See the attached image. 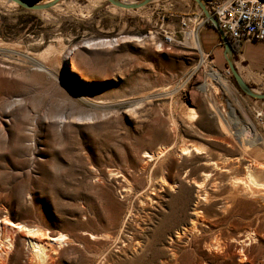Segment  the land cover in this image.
<instances>
[{
  "label": "rangeland",
  "instance_id": "1",
  "mask_svg": "<svg viewBox=\"0 0 264 264\" xmlns=\"http://www.w3.org/2000/svg\"><path fill=\"white\" fill-rule=\"evenodd\" d=\"M7 1L0 0V220L65 235L50 244L45 264H264V194L233 187L247 166L264 182V100L244 95L223 75L226 61L219 66L202 50L199 34L209 26L197 35L192 19L200 7L61 0L29 11ZM261 43L246 52L264 65ZM232 62L264 93V77L249 74L237 55ZM184 147L191 153L181 155ZM244 228L258 236L246 244L245 262L231 248L214 250ZM0 235L13 237L6 264H38L28 262L23 232L0 223Z\"/></svg>",
  "mask_w": 264,
  "mask_h": 264
},
{
  "label": "bare ground",
  "instance_id": "2",
  "mask_svg": "<svg viewBox=\"0 0 264 264\" xmlns=\"http://www.w3.org/2000/svg\"><path fill=\"white\" fill-rule=\"evenodd\" d=\"M21 1H23L25 3H28V4H30V2H31L30 0H21ZM7 2L12 4V5H14V3L11 2V1H7ZM121 2H123V3H134L133 0H124V1H121ZM34 3H37V2H34ZM46 3H48V2H46ZM42 4H45V3H42ZM194 39H196V37H194ZM72 72L75 73V71L73 69H72ZM240 77L243 80H245L244 77H242V76H240ZM254 92H256V91H254ZM195 118H196V116H195ZM190 119L194 120V114L191 115ZM220 124H221V127L224 126V125H222V123H220ZM193 150H194L195 153H199L200 152V149L197 148V147H194ZM179 152H180L181 155H187V154H189V152L191 153V151H189V148H187V147L181 148ZM158 154H160V153H158ZM153 156H154V154H149V153L145 152V156L144 157L145 158H149V160H151V159H153ZM245 169H246V171H244L245 172L244 178H242L240 180H236V181L234 180L235 182L233 183V187H235V186H237L239 184L241 186V189H242L243 193H245L244 195L247 194L248 197L249 196L254 197L256 194H259V193H263L264 194V182H259L255 178V176H254L255 172H253V170L251 169L250 166L245 167ZM255 169H256V167H255ZM208 175L209 174H207L205 177H207ZM194 185L197 188L201 187V183H196ZM240 186H238V187H240ZM255 198H257V197H255ZM225 203H226V207H224L225 205L223 204L224 206L222 205L223 206L222 208H224V210L227 211L229 209V204H231V202H225ZM191 215H193L195 218H197V217H199V212H196L195 210H193ZM0 223H1V228L2 229H9V230L13 229L14 231H18V232H23L24 233V236L28 239V243H29V246H30V258L28 260L29 263L31 261L32 262L34 261V262H38V264H45V260L46 259H44V258H46V256H48L47 251H50V246H51L50 244L57 243V244L60 245V244H63V242L66 240V236L65 235L59 234V235H56L54 237H49V236H47L46 233L43 232V230L41 228H39L37 226L33 225L32 227H28V226H25V225L20 224V223H12L11 221H9L5 217L0 220ZM195 224H196V220L191 223V228H189V230L194 232V230H196V226H197V225L195 226ZM256 225H257V223H256ZM251 227L252 226H250V228ZM244 229L245 230L242 232V234L239 233L236 237L232 238L230 241L227 239V241H229V242L225 241V242H227L225 244H220V242H219V244H216V242H215L216 248H214V250L215 249H217V250L218 249L219 250L223 249L225 251L226 249H230L231 248V255H233L238 260V262H245L248 259V257H247V247H246L247 245L246 244L249 243V245H250V243L254 242L256 240V237H258V236H257L256 232H254V231L249 233L251 231V229H250L249 232L247 231V228H244ZM186 230L187 229H184L180 233L182 235H184V233L187 232ZM197 230H198V228H197ZM199 232H197V234ZM12 238L10 236H8L7 238L5 237V239H4L0 235V264H6V260H7L6 259V257H7L6 253H7V251H5V250L6 249L10 250L12 248V246H13V239ZM212 245L208 246V247L205 246V247H207L206 249H208L210 252H212L213 251V246Z\"/></svg>",
  "mask_w": 264,
  "mask_h": 264
},
{
  "label": "built area",
  "instance_id": "3",
  "mask_svg": "<svg viewBox=\"0 0 264 264\" xmlns=\"http://www.w3.org/2000/svg\"><path fill=\"white\" fill-rule=\"evenodd\" d=\"M210 16L216 21L219 31L226 38L234 42H262L264 43V1L259 0H218L212 4L204 2ZM197 22L196 34L209 22L203 14L194 15ZM165 41L172 42L170 36ZM224 76L231 75L228 68L224 69Z\"/></svg>",
  "mask_w": 264,
  "mask_h": 264
},
{
  "label": "water",
  "instance_id": "4",
  "mask_svg": "<svg viewBox=\"0 0 264 264\" xmlns=\"http://www.w3.org/2000/svg\"><path fill=\"white\" fill-rule=\"evenodd\" d=\"M11 1L15 4H17L20 8L29 10V11H39V10H44L48 9L54 5H56L59 1L61 0H51L48 3L45 4H28L25 3L21 0H8ZM111 5L120 8V9H125V10H133V9H138L141 7H144L145 5L149 4L150 2L154 0H141L139 2H134V3H123L118 0H107ZM201 9L203 16L208 19L209 22L213 25V27L219 32L220 39L223 43L224 47V57L225 61L227 63V68L229 69L232 78L237 86V88L247 97L255 100H264V93H257L254 92L246 82L242 80L240 75L238 74V71L236 67L233 65L232 62V49L230 47V44L228 40L223 36V34L219 31L217 27L216 21L210 16L208 11L205 8L204 0H193Z\"/></svg>",
  "mask_w": 264,
  "mask_h": 264
},
{
  "label": "crops",
  "instance_id": "5",
  "mask_svg": "<svg viewBox=\"0 0 264 264\" xmlns=\"http://www.w3.org/2000/svg\"><path fill=\"white\" fill-rule=\"evenodd\" d=\"M206 32L208 35L207 40L205 43L202 42V33ZM200 46L202 50L208 54H211L213 56V60H217V64L219 66H222L224 64V47L223 43L220 39L219 32L212 27L205 28L201 30L200 34ZM260 42H246V43H238L234 42V45L236 47V53H232V59L235 57V55L238 56V58L245 63V68L248 70V73H256L260 77H264V65L259 64L257 58L248 55L246 52L247 49H254V46ZM264 45V43H261ZM248 49V50H249ZM263 57H261L262 59ZM238 71V70H237ZM253 78V77H252Z\"/></svg>",
  "mask_w": 264,
  "mask_h": 264
},
{
  "label": "trees",
  "instance_id": "6",
  "mask_svg": "<svg viewBox=\"0 0 264 264\" xmlns=\"http://www.w3.org/2000/svg\"><path fill=\"white\" fill-rule=\"evenodd\" d=\"M19 9L22 10V8H19ZM207 25H208L209 27L214 28L213 25L211 24V22H208ZM226 39L228 40V42H229V44H230V47H231V49H232V52H233V53H236V52H235V51H236V47H235V45H234V41H232V40H231L230 38H228V37H226Z\"/></svg>",
  "mask_w": 264,
  "mask_h": 264
}]
</instances>
